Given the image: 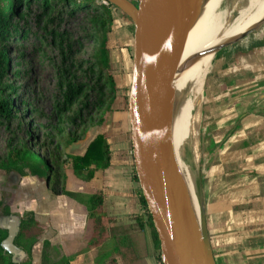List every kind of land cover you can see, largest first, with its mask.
<instances>
[{
  "label": "crops",
  "instance_id": "obj_1",
  "mask_svg": "<svg viewBox=\"0 0 264 264\" xmlns=\"http://www.w3.org/2000/svg\"><path fill=\"white\" fill-rule=\"evenodd\" d=\"M113 14L110 61L116 84L123 88L131 84L134 25L120 10L114 9ZM263 16L264 0L232 25L224 41L251 28ZM200 108L198 152L204 179L199 190L203 191L217 264H264V33L245 47L215 56L205 75ZM105 128L112 153L110 166L102 174V188L105 210L113 218L112 226L120 229L119 234L90 244L94 227L83 204L56 195L44 177L31 176L27 184L20 179L10 194L12 213L21 214L18 206L22 202L24 211L34 212L44 226L32 248V264H42L44 240L50 242L55 261L67 257L70 264H161L149 228L137 221L145 214L131 172L128 111L121 107L112 112ZM100 133L101 127L90 128L84 141L69 144L72 149L66 152L84 154ZM79 142L81 152L73 149ZM67 167L72 174L71 164L65 170ZM64 179L68 191L97 192L98 188L86 192L82 184ZM123 229L133 245L128 238L122 240Z\"/></svg>",
  "mask_w": 264,
  "mask_h": 264
},
{
  "label": "trees",
  "instance_id": "obj_2",
  "mask_svg": "<svg viewBox=\"0 0 264 264\" xmlns=\"http://www.w3.org/2000/svg\"><path fill=\"white\" fill-rule=\"evenodd\" d=\"M114 9L107 0H0V126L9 132L5 152L0 155V173L47 176L55 194L83 204L94 227L90 244L108 241L120 229L112 226L113 218L105 210L102 187L92 194L66 189L60 137L65 135L71 144L83 139L91 127H101L102 133L84 154L67 157L72 174L84 182L102 176L110 166L112 150L105 126L109 115L119 109L116 104L120 93L108 46ZM41 76L50 81L46 95L39 88ZM40 102H49V114ZM42 117L47 118L46 124L40 122ZM37 147L44 154L37 152ZM137 193L145 214V218H137L138 224L149 228L156 257L163 264L158 233L139 183ZM12 204L13 199L5 205L4 214L12 213ZM20 216L15 243L27 252L21 264H32V248L44 226L32 211ZM120 235L133 245L128 231L123 229ZM6 236L7 231L0 229V264H13L11 255L1 246ZM50 247L44 240L42 264H70L67 257L53 260Z\"/></svg>",
  "mask_w": 264,
  "mask_h": 264
},
{
  "label": "water",
  "instance_id": "obj_3",
  "mask_svg": "<svg viewBox=\"0 0 264 264\" xmlns=\"http://www.w3.org/2000/svg\"><path fill=\"white\" fill-rule=\"evenodd\" d=\"M134 25L133 68L128 96L134 169L160 241L163 264H217L208 230L206 208L196 215L179 164L173 137L177 88L173 75L184 41L208 0H107ZM258 31V32H257ZM264 33V16L251 28L198 55L232 49L252 34ZM210 62V64H211ZM21 175L12 171L5 201L0 205V229L7 231L2 248L13 264L27 252L15 243L21 216L4 214ZM48 181V178H45Z\"/></svg>",
  "mask_w": 264,
  "mask_h": 264
},
{
  "label": "bare ground",
  "instance_id": "obj_4",
  "mask_svg": "<svg viewBox=\"0 0 264 264\" xmlns=\"http://www.w3.org/2000/svg\"><path fill=\"white\" fill-rule=\"evenodd\" d=\"M221 1L208 0L204 6L202 15L184 41L177 60V72L173 75V83L177 88V106L173 126L174 144L179 164L191 188L192 201L199 219L202 214V197L195 184L192 168L188 167L189 165L184 167L181 156L185 155L189 149L190 151L194 148L197 149L199 134L194 123V109L199 99L205 72L213 57L211 53L198 54L223 42L225 39L224 37L222 40L223 36L234 21L225 23L226 16L219 11ZM261 1L263 0L251 2L252 5L246 13Z\"/></svg>",
  "mask_w": 264,
  "mask_h": 264
},
{
  "label": "rangeland",
  "instance_id": "obj_5",
  "mask_svg": "<svg viewBox=\"0 0 264 264\" xmlns=\"http://www.w3.org/2000/svg\"><path fill=\"white\" fill-rule=\"evenodd\" d=\"M253 1L254 0H222L221 1L220 6H219V11L223 12L224 15L226 16L225 17L226 18L225 23H230L234 20L232 22V24L230 25L229 29L232 27V25L240 17H242L250 9V6L252 5L251 2H253ZM229 29H228V31H229ZM227 32H226V34H227ZM257 32H255L254 34H252L247 39L240 42L239 44H237V46H235L233 48H236V47L241 48V47H245V46L251 44V42H253L254 40H256L258 38L255 36V34ZM223 38H224V36H223ZM223 38H222V40H223ZM206 73H207V71L205 72V75H206ZM205 75H204V79H205ZM204 79L202 82L199 99H198L196 106H195V109H194V113H195L194 123L196 126V130H198L199 137H200V127L199 126H200V120H201V118H200L201 108L200 107H201V103H202V95H203V90H204ZM39 88H40V91L44 90V92H45L44 94L46 95V92L48 90L50 91L49 79L45 78L44 76H41L40 81H39ZM129 90H130V84L126 85L123 88H120V93H119V97H118L117 104H116L117 108L123 107L126 111H128V104L126 102V98H127L126 96H129ZM40 96L42 97V92H41ZM33 98H37V97L33 96ZM42 105L44 106L43 108L45 109L46 113L49 114L50 113V107H51L49 102H47L46 104H44V103L42 104V102H40L41 107H42ZM40 122L46 124L47 118H45V117L40 118ZM8 136H9V132L5 129L4 126H0V155H2L5 152V144H6V139ZM60 140L62 142V148L64 149V151H62V158L60 161H61L62 165H64L66 167V166H68V164H71V160L67 157L68 153L66 152V150L72 149V147H70V145L66 142L65 135H62L60 137ZM81 141H84V138H83V140L81 139ZM198 146H199V138L197 139V149L194 148L195 150L192 149L191 151H190V149L187 150L186 154L185 155L183 154L181 156V159H182V163H183L184 167H187L189 165L188 167L192 168V175L194 177L195 184L198 186V188L199 187L201 188L202 187V180L204 178H203V174L201 173V170H202V168H201V155H200V152H198ZM73 149H77L78 152L83 151L82 150L83 149L82 142H79L77 145H75V148H73ZM36 150L40 154H44V152H45L40 147H37ZM64 174H65L66 179L68 180V183L73 182V181H75L76 183H80L84 186V188H85L84 190L86 192H91L93 190V188L97 189L99 187H102V176L101 175L98 178H95L91 182H84V181H81L78 178L74 177L70 173L69 167H67V169L64 171ZM5 176L6 175L4 173H0V187L3 186V181L5 180ZM46 177L47 176H44V178H46ZM31 179H32L31 176H21V181L23 182V184H27V181L31 180ZM200 192H201L200 194L202 197L203 191L200 190ZM56 195H59V194H56ZM1 197L2 196L0 193V198ZM24 208H25V204H23L21 202L20 205L18 206V209H19L21 214L25 212ZM31 237H29V239H27V243H29Z\"/></svg>",
  "mask_w": 264,
  "mask_h": 264
},
{
  "label": "flooded vegetation",
  "instance_id": "obj_6",
  "mask_svg": "<svg viewBox=\"0 0 264 264\" xmlns=\"http://www.w3.org/2000/svg\"><path fill=\"white\" fill-rule=\"evenodd\" d=\"M10 173L11 172H9L8 174H5L6 176H5V180L3 181V186L0 187V193H1V196H2L0 198V202L1 203L4 202L5 198H6L7 188H8L7 184L10 182V180H9Z\"/></svg>",
  "mask_w": 264,
  "mask_h": 264
}]
</instances>
